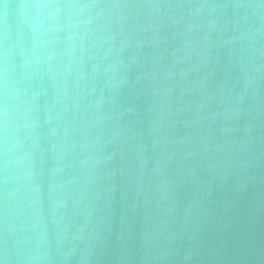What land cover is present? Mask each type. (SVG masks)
I'll return each instance as SVG.
<instances>
[{
	"label": "water",
	"instance_id": "95a60500",
	"mask_svg": "<svg viewBox=\"0 0 264 264\" xmlns=\"http://www.w3.org/2000/svg\"><path fill=\"white\" fill-rule=\"evenodd\" d=\"M0 264H264V0H0Z\"/></svg>",
	"mask_w": 264,
	"mask_h": 264
}]
</instances>
